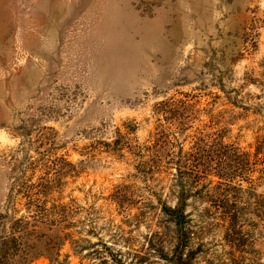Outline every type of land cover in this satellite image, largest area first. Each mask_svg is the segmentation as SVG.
<instances>
[{"label":"rangeland","instance_id":"rangeland-1","mask_svg":"<svg viewBox=\"0 0 264 264\" xmlns=\"http://www.w3.org/2000/svg\"><path fill=\"white\" fill-rule=\"evenodd\" d=\"M195 142L248 163L186 179L179 232ZM25 170L70 204L59 261L264 264V0H0V212Z\"/></svg>","mask_w":264,"mask_h":264},{"label":"trees","instance_id":"trees-1","mask_svg":"<svg viewBox=\"0 0 264 264\" xmlns=\"http://www.w3.org/2000/svg\"><path fill=\"white\" fill-rule=\"evenodd\" d=\"M212 144L207 142L201 146L195 142L193 149L178 157L177 205L165 210L179 232L184 224L183 205L189 194L184 185L186 179L197 181L208 169L220 171L219 178L227 179L225 177L235 174L236 169L243 168L240 164L248 163L246 154L240 153L237 147L221 144L211 147ZM30 164L29 161L25 167ZM25 173L26 170L21 171L22 177H13L5 208L0 212V264H29L40 256L47 258L48 264H69L67 260L59 261L58 257L62 245L72 235L66 230L70 204L49 201L53 179L47 172L43 171L36 182L24 178ZM18 206L23 207L24 212H20Z\"/></svg>","mask_w":264,"mask_h":264}]
</instances>
